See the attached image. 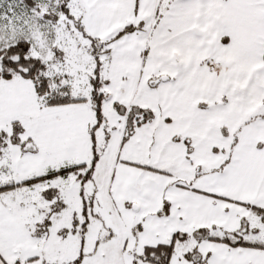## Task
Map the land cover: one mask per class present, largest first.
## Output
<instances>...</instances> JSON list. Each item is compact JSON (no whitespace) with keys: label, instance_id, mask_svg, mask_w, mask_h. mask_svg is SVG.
Masks as SVG:
<instances>
[{"label":"snow or ice","instance_id":"snow-or-ice-1","mask_svg":"<svg viewBox=\"0 0 264 264\" xmlns=\"http://www.w3.org/2000/svg\"><path fill=\"white\" fill-rule=\"evenodd\" d=\"M0 264H264V0H0Z\"/></svg>","mask_w":264,"mask_h":264}]
</instances>
